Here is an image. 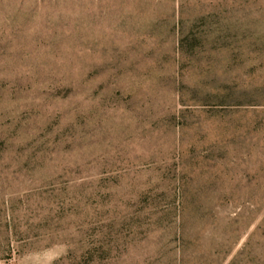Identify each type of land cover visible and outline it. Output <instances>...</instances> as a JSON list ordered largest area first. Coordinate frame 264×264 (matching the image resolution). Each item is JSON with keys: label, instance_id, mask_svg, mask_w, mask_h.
Segmentation results:
<instances>
[{"label": "rangeland", "instance_id": "obj_1", "mask_svg": "<svg viewBox=\"0 0 264 264\" xmlns=\"http://www.w3.org/2000/svg\"><path fill=\"white\" fill-rule=\"evenodd\" d=\"M0 264H264V0H0Z\"/></svg>", "mask_w": 264, "mask_h": 264}]
</instances>
